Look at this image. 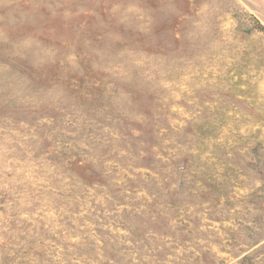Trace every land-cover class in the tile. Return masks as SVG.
Instances as JSON below:
<instances>
[{
    "label": "rangeland",
    "instance_id": "374dc122",
    "mask_svg": "<svg viewBox=\"0 0 264 264\" xmlns=\"http://www.w3.org/2000/svg\"><path fill=\"white\" fill-rule=\"evenodd\" d=\"M0 264H264V0H0Z\"/></svg>",
    "mask_w": 264,
    "mask_h": 264
}]
</instances>
